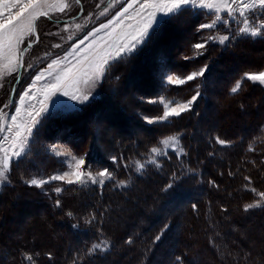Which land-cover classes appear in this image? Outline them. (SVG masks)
<instances>
[{"label":"trees","instance_id":"obj_1","mask_svg":"<svg viewBox=\"0 0 264 264\" xmlns=\"http://www.w3.org/2000/svg\"><path fill=\"white\" fill-rule=\"evenodd\" d=\"M195 11L183 12V16L192 22L194 31L190 28V43L186 45L187 48L174 46L173 52L177 49L180 59H176L175 54L172 55V60H176L175 63L180 66L174 69V63L170 70L182 77L205 66L207 70L204 76L184 85L165 86L169 97L177 102L188 99L195 91H199L200 97L191 110L153 125L143 121L139 114L141 112L144 115L156 116L161 113V107L151 105L150 108L153 106L155 112L145 111L139 106L141 103L138 99L134 102L132 100L136 105L135 110L140 112L132 111V118L129 119L133 121L128 118L109 120L111 125L120 123V126L118 125L116 130L103 132L101 147L97 144L95 131H82L83 124L79 120L80 112L92 106L91 103L83 110L70 114L57 113L46 121L39 132L41 140L51 138L49 133L53 129L70 131L76 140L72 148L77 153H84L89 164L99 169H108L112 173V180L102 187L68 186L63 189L60 199L68 198L69 203L75 201L84 204L80 208L83 210L84 220H78L79 223L64 218L61 206H48L46 197L41 195V199L34 201L38 207L32 204L31 207L45 208L44 214L50 218L54 217L52 214L62 216L64 219L61 224L66 225L69 237L59 236L60 241L56 242V238L50 235L47 245L35 243L38 241L36 240L32 247L29 244V247L24 246L23 243L26 242H18V239L8 244L0 237V252H7L4 256L6 258L0 257V264H72L75 259L78 260L76 264H99L104 261L115 263L120 259L121 264L140 263L142 253L149 249V245L154 244L155 236L164 232L165 235L160 240L161 246L150 249V258L144 264H151L155 260L161 264H177V256L182 258L180 264H264V206L244 210L245 205L254 204L258 199L256 193L251 191L252 188L256 189V192H264V87L244 80L237 93L230 91L236 81L243 78L244 73L264 70V38L234 37L224 46H207L201 50L203 55H200L190 47L192 43L200 40L197 39L200 34L196 31L197 26L201 24L198 18L200 15L192 13ZM179 20L184 21L180 16L168 21L180 23ZM161 25L150 35L144 50L154 39H159L163 31ZM182 28L186 27H178L177 30L181 32ZM170 29L165 30L166 35L171 33ZM140 53L141 51L121 63L127 66L135 59L136 63ZM250 56L251 60L248 59ZM254 59L261 60V65ZM120 64L113 66L109 80L104 82L107 85H104L102 94L95 101L111 97L116 99L115 91L110 90L109 84H114L113 76ZM213 76L223 78L224 83L220 86L211 85ZM222 88L227 89L225 94L231 109L226 111L228 114L225 122L220 121L221 116L213 117L206 112L212 105L210 94L217 93L216 91ZM218 97L221 100V97ZM259 112L263 114L257 118ZM239 115L244 117L239 118ZM129 122L133 124L130 127ZM211 122L214 128L208 127ZM171 135H180L182 156L177 157L175 153H169L161 160V168L148 167L146 171L136 175L133 171L134 162L144 160L150 148L159 143L161 138ZM107 136L112 139L109 140ZM217 137L225 143H217ZM34 141L38 143L39 137ZM32 146L36 145L33 143ZM36 154L41 155L43 161L46 160L43 153H28L27 159L12 168L13 181L4 188L0 197L4 192L13 194L10 201L16 202L15 195H22L14 191L25 190L22 186L23 177L30 172L29 169H33ZM245 177L251 179V185L248 187H245L248 184ZM121 181H128V186L124 189L115 188L116 183ZM152 184H155L157 190ZM169 184L172 186L168 187ZM148 190H151V193H147ZM152 193H155V197ZM139 194L143 196L139 197ZM24 200L23 198L20 203ZM145 202L150 206L155 203L166 204L169 206V212L164 216L156 215L152 207L148 210L142 207ZM135 203L138 206L133 209ZM120 205L131 209L122 212L123 218L117 226L118 223H113V218L117 214V206ZM73 206L78 210L74 203L69 205V209ZM89 213L95 216L91 223L88 222L90 216L86 218ZM138 216L141 217L142 223L133 219ZM76 218L79 219L78 216ZM154 223L159 224L151 228ZM121 225L126 232L121 231ZM126 234L128 236L124 240L123 235ZM75 240L79 242L76 246L71 244ZM98 240L109 241L111 248L104 254L88 255L87 250ZM25 254L32 255V262L25 260ZM158 254L165 257L156 258Z\"/></svg>","mask_w":264,"mask_h":264},{"label":"rangeland","instance_id":"obj_2","mask_svg":"<svg viewBox=\"0 0 264 264\" xmlns=\"http://www.w3.org/2000/svg\"><path fill=\"white\" fill-rule=\"evenodd\" d=\"M129 3L130 0H81L80 4H76L75 0H46V2L42 5V8L44 11H46L49 14L51 19H49L48 16H39L35 21H33L32 33L30 34L27 30L24 31L22 37V43L18 46V51L16 52V54H10L7 50H5L2 54H0V84H2V87H0V108H3L5 104H8L10 106L9 108H5L3 109L2 112H0V127L7 128L11 126L14 131L12 134H10V137H14L16 125H20L21 131H24L26 130L27 127L31 126V119L27 113L29 111H33V109L30 108L29 106H34V111H33L34 115H35V111H40L41 109H43V111H40V115L36 116L37 123L34 126H32V133L30 136H28L29 143L26 149V155L23 156L21 161L27 159L26 157L27 154L31 152L38 154L43 153V155L46 157V160L43 161V159L40 157L41 155L39 156L36 154L37 157L34 156L35 160L34 163L32 164L33 169H29L30 172L26 173V176L23 177L22 186H24L25 190L23 189L24 191L23 190L14 191L22 194L21 196L25 199L22 203L17 204L16 202H13L14 200L10 201V199L13 197V194H9L6 192H4L3 195L0 197V237L3 240V242L5 241L6 243L9 244L12 240L18 239V242L21 243H23V241L26 242L23 243L24 246L27 247L29 244V246L32 247L36 240L38 241H36L35 243L38 244L41 243V245L42 244L47 245L49 243L47 239L49 238L50 235L51 237L56 238L55 240L56 242H59L61 237L63 238H67V236L69 237L66 225H63L61 223L65 217L67 218V220L72 219L73 222H77V223H79V221H83L84 220L82 215L83 210L82 209L80 210V208H82L84 204L83 203L79 204L76 203L75 201L69 203L68 198L60 199L59 196L60 195L63 196L62 195L63 189H65V187L68 186H77L80 188H91L94 186L102 187L105 184H107V182L112 180V179L111 180L104 179V183L102 185L98 183L93 184L91 182H87L84 184L69 185L63 181H53L50 184H45L43 187L31 186L28 183V181H30L33 178H47L52 176L53 174L62 173L65 170H67V165L62 163V161H64L69 154L74 155L77 158L84 159L85 161L84 167L90 170L93 174H96L97 172L103 170V169H99L96 166H93L92 164H89L87 162V158L84 153H77L72 148V144L76 140L75 137L71 136V134L69 133L70 131L68 130L60 131V129L57 130L53 129L49 133L51 134L50 135L51 138L41 140L39 132L42 131L41 127L43 126V124H45L46 121L51 119V117H53L57 113L70 114L75 111L77 112L79 110H83L86 107V105L91 103L93 104L92 106L87 107V109L84 112L83 111L80 112L81 116L79 117V120L83 124L81 126L82 131H88V133L89 131L91 132L95 131L94 134L97 137V144L101 147L102 145L100 143V140L103 137V132L113 129L116 130L115 128L118 126V125H111L109 123V117H111L110 120L113 119L112 117L129 119L131 115L135 113V111H137L134 108V106L136 105L132 103V100L134 102V100L137 99L139 103H141V105L139 104V106H142L141 108L145 111L151 110V112H155L153 111L155 110V108L152 109L154 105H158V107L159 108L161 107L160 109H162L163 111V105H161L158 102H149V101H158L160 98H164L165 100H173L172 98L169 97L167 88L165 86L169 85L170 87L177 85L168 84L164 74L167 73L169 75H176L179 78H184L187 76V75L183 77L179 76L175 74L172 70H170L171 65L172 64L174 65V63L176 62V60L175 61L172 60V55L177 54L175 57L176 59H178V55H179L177 53V49L175 52H173L174 50L173 48H175L174 46L178 45V48L181 47V49H183L184 47L187 48V46L190 43L189 34L191 33L192 22L190 20H187V18L184 17L183 14H181L178 16H180L182 20L184 19V21L179 20L180 23L177 22L178 24L170 22L171 20L168 21L169 20L168 17H163L161 23L158 26H156L157 29L161 24L163 25V31H161V35L159 36V39L156 40L154 39V41L151 42L150 46L148 45V47L145 50H144L145 45L149 42V39L146 43L138 45L137 49L133 53L125 54L122 58H118L112 61L110 69L107 71V74L103 76V78H101L99 74H97L96 79L99 82L96 84H90L88 86L90 88V95L88 101L80 102L78 100H72L70 96H65L59 92L51 96L50 99H45L46 90L43 87L44 81L35 82V84H33L35 74L38 71L47 68V65L51 63L54 59L62 60V57L65 54V50H69L70 45H74L78 43L80 38L84 36L85 32H89V30H95V28L100 27L102 23H108L109 20H113L115 15L119 11H122L124 7H127ZM64 4H68L71 7L65 8L64 11L62 12L60 9L63 7ZM97 5H99V7H97ZM81 7L83 8L82 14L80 11ZM105 8H107V11L102 12V10ZM190 10H196L195 12L192 13H198L200 15V17H198L200 23H205L209 21V16L202 14L203 12L207 11L206 9L189 8L188 11ZM200 10H202L203 12L201 13ZM133 11L134 10H130V12L126 14L125 17L121 18L122 23L117 22L114 25L110 26L109 29L106 30L102 29L101 32H99L95 38L89 36V38L85 40L84 44L80 45V49H81L80 56L81 57L84 56L83 50L88 48L89 45H91V49H90L91 51H94L98 55H103L105 52L109 51L112 47L121 43L123 34L125 32L131 31V29L128 28L127 25L130 23L134 24L136 22L134 20L127 19L128 16L133 14ZM188 11L185 10L184 12H188ZM156 15H157V19H160L162 13L157 12ZM221 15H226V13H221ZM89 16H91V19H86ZM77 25H79L80 27L78 28ZM183 26L186 28L184 29L182 28L183 30L177 33L178 27L181 28ZM188 26L190 27L188 28ZM236 27L237 25H233V32H235ZM169 28H171L170 29L171 33L166 35L167 32L165 33V30L167 31V29ZM192 30L194 31V29ZM149 31L150 34L153 33L152 30ZM202 32H198L200 35H198L197 39L200 40L190 45L193 51H194L193 45L196 43H200L203 39H205L206 35H211V34H216L217 36L223 35L225 34V29L223 27H220L219 32H215V30H208V29L206 30V32L203 33ZM37 37H39L38 40L36 39ZM69 37H71V39H69ZM235 37H250V36L236 35ZM29 41L32 42L31 48L24 50L25 45ZM54 44H60L61 47L55 48L53 47ZM212 44L221 45L218 42L210 41L207 46ZM239 50L242 51L241 48ZM19 51H23L22 60L25 68H27L28 65H32V68H29L27 71H23L22 74L20 75L19 83H16V76L18 69L17 56L19 55ZM140 51H141L140 53L141 56L138 58L139 60L136 63H135L136 59L133 60L132 63H128L127 66L125 63H121L128 60L129 57L136 55ZM46 53H50V55L46 57L45 55ZM94 59H95L94 56L90 57L88 61L84 62L83 66L87 67L88 63ZM248 59L251 60V56ZM72 64L74 66L73 71H76V69L81 66L77 64L75 60L72 61ZM115 64H120V65L117 67V72L113 76V79L115 77L114 84H109V86H111L110 90L112 89L113 91H115L114 95L116 94V97L119 99L118 103L115 102L114 97L105 98L103 101L102 100L95 101L102 94L103 87L105 85L104 82L107 81L106 79L109 80L110 72ZM175 65L176 66L174 67V69L180 66L178 63L177 64L175 63ZM239 66L240 64L236 67L238 68ZM64 68H65V62L62 61L60 64L55 65L51 69V71L53 72V74L59 72L61 73V75H63ZM191 73L194 72H189L188 75ZM251 73H258V72H251ZM229 78L230 77H228V79ZM244 80L246 79L243 78L241 79L242 82H244ZM221 83L222 84L224 83L223 78L218 79L213 76L211 85L220 86ZM255 84L264 87V85H261L258 82ZM30 86H32L31 93L28 97L25 98V101L22 105L20 104L19 96L22 95L23 92L26 91ZM83 87L84 86L81 85L82 89ZM69 91L71 92L72 90L70 89ZM195 92L193 93V95L196 94ZM216 92L217 93L210 94V96H212V105L206 110V112L208 115L213 117L217 116L218 118L219 116H221L220 121L225 122L226 120L224 119H226L227 117L226 114H228L226 113V111L231 110L229 109L230 102H228L229 100L227 101L225 94L227 92V89L225 88L224 90V88H222L220 90H217ZM77 95H79V93H77ZM218 96L221 97V100ZM191 97L178 102L187 101L191 99ZM110 99H112V101ZM261 99H263V97H261ZM113 100L115 103L113 102ZM13 101L15 102L16 107H19L21 109L20 116L17 118L15 122H12L4 118L5 113H7V115L9 116L15 115L14 109L11 108ZM54 101L57 103L54 104L53 103ZM131 104L133 105L131 106ZM66 105H70L72 107L68 108L66 107ZM123 105H125V107ZM151 105H153L152 108H150ZM120 106L122 108H120ZM138 111L140 112V110ZM161 113H159L156 116H149V115L141 114L140 112L139 115L140 117H142L143 121L148 123L145 117H157L161 115ZM262 114L263 112H259L257 114V118H259ZM242 117H244V115H239V118ZM157 123L160 122H154L150 124L154 125ZM129 126H131V122ZM208 127L214 128L213 123L212 122L209 123ZM118 128L119 127H117V129ZM133 130L137 131V129L135 128H133ZM262 131L264 134V124ZM171 136L178 137L179 148H182L180 135H171ZM37 137H39L38 143L34 141ZM42 137H45V135H42ZM48 137L49 136H47V138ZM167 137L170 136H166L164 138ZM107 138L109 140L112 139L110 136H107ZM164 138H161L159 140V143L155 144L154 147L162 148L163 151L167 152V155L169 153H175L177 155V152L173 151L171 148H168L166 150L163 149V146L161 145L160 142ZM33 143L36 146L33 147L32 146ZM53 146L57 150L63 151L65 155L56 156L55 153L50 151V149ZM167 155L153 156V154L149 150L148 156L144 160L134 162L133 164L134 173L136 175H140L141 173L146 171L148 167H152L154 169L161 168L162 167L161 160L167 157ZM151 160L159 161L158 166L156 164L151 163L150 162ZM41 164L42 165L46 164V165L42 166ZM48 164H51L52 166L50 165L48 166ZM138 164H143V168L140 169L138 167ZM16 165L17 164L15 163L12 164L11 170H13L12 168H14V166ZM11 170L7 174L8 180L0 182V195L2 194L4 188L7 185H10V183L13 181L11 180V176L13 175ZM121 182L123 183L121 184ZM121 182L116 183L115 188L124 189L129 184L128 181H121ZM57 187L61 188L62 191L57 193L55 191ZM152 187L157 190L155 184H152ZM29 188L31 189L29 190ZM149 192L151 193V190H148L147 193ZM41 195L46 197L47 199L46 204L48 206H51L52 204L53 206H57L56 201L59 200V206H61L62 208L64 218H62V216H59L57 214H52L54 217L51 218L47 217V215L44 214L45 208L33 209L31 207V204L34 203L35 200L38 201V199H41L40 197ZM138 196L140 197L143 195L139 194ZM152 196L155 197V193H152ZM9 201L10 203H8ZM257 201H260V206L253 208H260L264 206V200H260L259 196ZM73 203L74 205H76L78 210L74 206L73 208L69 209V205H73ZM136 203L138 202L136 201ZM136 203L133 204V209H135V206H138ZM142 207L145 210H148L149 208L152 207L151 209L155 211V214L160 216L162 215L164 216L169 212L168 211L169 206L166 204L155 203L154 205L150 206L148 203H146L143 204ZM129 209H131V207H124L123 205L117 206V214L113 218V223L116 224L118 223L117 226H119L120 225L119 222H121L123 218L122 212L124 213V210L126 211ZM73 211H75V213ZM69 213H71V215H69ZM77 216L79 217V219L76 218ZM88 217H89V221L95 220V216H92V213L87 214L86 218L88 219ZM140 218L141 217L139 216L133 217V219H136L137 222L142 223ZM158 224L159 223H154L153 225H151V228L156 227ZM177 229L178 228L176 227L175 230L177 231ZM121 231L126 232L125 228H123L122 225H121ZM158 235L160 236V239L157 241L155 239L157 236H155V238L153 239L154 244L149 245L147 247L149 249L142 253L140 258L141 262L133 263V264H141V263L144 264L149 260L150 258L149 256L151 253L150 249L152 250L153 248H156L157 245H158L157 248L161 246L160 240L163 238V235H165V232L164 234L162 233ZM127 236H128L127 234L123 235L124 240L125 238H127ZM101 241L104 242L105 247L99 251H95L92 253L88 252V255H94L96 253L104 254L111 248L109 241L98 240L93 242L91 244V247H89V249H91L94 244L100 243ZM121 241H123V239ZM71 244L72 245L74 244V246H76L79 244V242L78 240H75ZM6 253H7L6 251L0 252V257L6 256ZM161 257H165V256H161L159 254L156 255V258H161ZM120 260L115 261V263L114 262L112 263L111 261H104L99 264H121ZM76 262H78V260L76 261L75 259V262L73 261L72 264H76ZM151 264H161V263L155 260Z\"/></svg>","mask_w":264,"mask_h":264},{"label":"snow or ice","instance_id":"obj_3","mask_svg":"<svg viewBox=\"0 0 264 264\" xmlns=\"http://www.w3.org/2000/svg\"><path fill=\"white\" fill-rule=\"evenodd\" d=\"M46 0H0V54L7 50L10 54H16L18 51V46L22 43V37L25 30L30 34L33 31V21H35L39 16H48L49 14L43 10L42 5ZM76 4H80L81 0H75ZM68 4H64L60 9L62 12L65 8H70ZM99 7V5H97ZM189 8H200L206 9L204 15L209 16V21L201 23L197 26V31L202 32L205 29L215 30L219 32L220 27L225 29V34L217 36L216 34L206 35L200 43L193 45L195 52L203 55L202 49H205L210 41L218 42L221 45L229 42L230 39L234 38L236 35L250 36L252 38L261 37L264 38V0H130L127 7H124L122 11H119L113 20H109L108 23H102L100 27L95 28V30H89L85 32L84 36L80 38L79 42L70 45L69 50H65V54L60 59H54L51 63L47 65V68L38 71L35 74L34 82L44 81L43 87L45 88V99H50L51 96L56 93H62L65 96H70L72 100H78L80 102L88 101L90 95V84H96L99 81L96 79L97 74L101 78L107 74V71L111 67V62L122 58L125 54L133 53L138 45L144 44L150 39V31L153 32L161 23L163 17H168L169 20L174 19L176 16L183 14L185 10ZM134 10L133 14L128 16L127 19L136 21L134 24L130 23L127 25L131 29L129 32L123 34L121 43L112 47L109 51L105 52L103 55H98L94 51H91V45L84 49V56H80V45L84 44L85 40L91 36L95 38L102 29H109L110 26L117 22L122 23L121 18L125 17L126 14ZM81 14L83 13V8L80 9ZM107 8L103 9L102 12H106ZM162 13L160 19H157L156 13ZM221 13H226V15H221ZM86 19H91V16ZM233 25H237L235 32H233ZM79 28L80 26L77 25ZM37 40L39 37L36 38ZM71 39V37H69ZM32 42L29 41L24 50L31 48ZM53 47L60 48V44H54ZM46 57L50 53L45 54ZM23 51H19L17 56V76L16 83H19L20 75L23 71H27L32 68V65H28L25 68L22 60ZM95 57L94 60L88 63L87 67L83 64L88 61L90 57ZM187 59V57H186ZM75 60L77 64L81 65L76 71H73L72 61ZM65 62V68L63 69V75L57 72L53 74L51 69L61 62ZM207 66L201 68L198 72L191 73L184 78H179L176 75H169L165 73L167 83L171 85H183L187 81H192L198 77L204 76ZM243 79L251 81L253 83H259L264 85V71L258 73H244ZM83 85V89L81 88ZM242 85V81H236L235 85L231 88L233 94L237 93ZM2 87V84H0ZM30 86L22 95L19 96L20 104L23 105L25 98L31 93ZM72 90L71 92L69 90ZM14 91V89H13ZM79 93V95H77ZM200 97L199 91L191 97V99L184 102H177L175 100H165L160 98L158 102L163 105V111L161 115L157 117H145L148 123L154 122H164L170 117H176L181 115L183 112L191 110V106ZM56 104L57 102H53ZM8 104H5L3 108H0V112L5 108H9ZM34 111V106H29ZM66 107L71 108L72 106L66 105ZM11 108L14 109L15 115H7L5 113L4 118L15 122L20 116L21 109L16 107L13 101ZM29 111L27 114L31 119V126L27 127L26 130L21 131L20 125H16V130L14 137H10L13 133V128L11 126L7 128L0 127V182L8 180V173L11 170L12 164H18L24 155H26V149L28 147V136L32 133V126L37 123L36 116L40 115V111ZM216 142L224 144L225 141L220 140L219 137L216 138ZM161 145L163 149L166 150L171 148L173 151L177 152V157L183 154V149L179 148V139L176 136H170L161 140ZM251 150V149H250ZM56 156H64L63 151L57 150L54 146L50 149ZM153 156L167 155L166 151H163L160 147H153L150 149ZM113 162L115 158L113 157ZM153 164L158 166L159 161L151 160ZM67 165V170L62 173L53 174L47 178H33L28 183L31 186L43 187L45 184H50L53 181H63L67 184H84L91 182L93 184H103L104 179H112V173L108 169H103L96 174H93L90 170L84 167L85 161L82 158H77L74 155L69 154L67 158L62 161ZM140 169L143 168V164H138ZM83 169V170H82ZM248 184L245 187L251 185V179L245 177ZM123 182H121L122 184ZM172 185L169 184L168 187ZM57 193L61 192L62 189L57 187L55 189ZM251 191L256 193L260 197V200H264V192H256V189L252 188ZM57 207L59 206V200L56 201ZM260 201L254 204L245 205L244 210L248 211L253 207H259ZM71 215V213H69ZM91 223V221H88ZM157 241L160 239L158 235L155 238ZM131 243V241H128ZM105 247L103 241L94 244L91 249L88 250L89 253L102 250ZM25 260L27 262H32L33 257L31 254H25ZM177 264H180L182 258L176 257Z\"/></svg>","mask_w":264,"mask_h":264},{"label":"bare ground","instance_id":"obj_4","mask_svg":"<svg viewBox=\"0 0 264 264\" xmlns=\"http://www.w3.org/2000/svg\"><path fill=\"white\" fill-rule=\"evenodd\" d=\"M178 32H180V31H178ZM255 58V57H254ZM255 60V59H254ZM256 61V60H255ZM261 60H258V61H256L257 63H258V65L260 64L259 62H260ZM261 65V64H260ZM216 70V69H215ZM214 70V71H215ZM155 84V83H154ZM155 86V85H154ZM116 96V95H115ZM111 101H112V99H110ZM121 100V99H120ZM116 101H119V99L116 97V99H115V102ZM114 102V101H113ZM112 102V103H113ZM210 105V104H209ZM124 107H125V105H123ZM207 106V105H206ZM208 107V106H207ZM114 108V107H113ZM127 110V109H126ZM130 113V112H129ZM84 115V114H83ZM125 115V114H124ZM88 116V115H87ZM133 117H135V116H133ZM81 118H83V117H81ZM89 118V117H88ZM110 118L111 117H109V120H110ZM114 120H115V118L114 117H112ZM130 118H132V117H130ZM112 119V120H113ZM117 119V118H116ZM129 120V119H128ZM132 121H133V119H131ZM135 120H137L136 118H135ZM117 121V120H116ZM112 123V122H111ZM127 123V122H126ZM134 123V122H133ZM135 123H136V121H135ZM66 124V123H65ZM118 124V123H117ZM120 124V123H119ZM118 124V125H119ZM128 124H130V122L128 123ZM61 125V124H60ZM113 125H115V124H113ZM133 124L131 123V126H132ZM120 126V125H119ZM129 126V125H128ZM130 127V126H129ZM60 132V131H59ZM60 134V133H59ZM92 135V134H91ZM78 139V138H77ZM74 140V139H73ZM83 144V143H82ZM92 144V143H91ZM93 144H94V142H93ZM95 145V144H94ZM97 145V144H96ZM95 145V146H96ZM95 146H92L93 148L95 147ZM96 148V147H95ZM96 150V149H95ZM100 151V150H99ZM15 196H17L16 197V202H18V203H20L22 200H23V197L21 196V195H15ZM32 205H34V206H37L38 207V204H36V203H32ZM33 209H35V208H33ZM25 222V221H24Z\"/></svg>","mask_w":264,"mask_h":264}]
</instances>
